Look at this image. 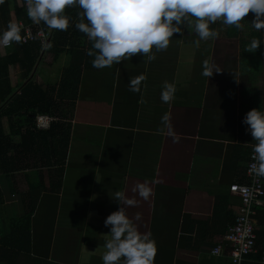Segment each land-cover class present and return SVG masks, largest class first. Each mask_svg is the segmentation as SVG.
<instances>
[{
  "label": "crops",
  "instance_id": "crops-1",
  "mask_svg": "<svg viewBox=\"0 0 264 264\" xmlns=\"http://www.w3.org/2000/svg\"><path fill=\"white\" fill-rule=\"evenodd\" d=\"M11 6L21 7L22 0H11ZM240 24L237 28L217 20L210 24L216 37L199 46L195 31L183 25L167 49H153L151 61L134 54L111 67L83 65L61 174L59 152L51 168L37 153H18L22 159L11 160L13 176L0 174V235L24 213L21 195L36 198L25 264H102L109 231L104 220L119 207L110 193L122 190L135 196L131 189L138 182H146L151 195L148 200L136 196L137 205L126 211L130 217L142 214L138 229L156 242L154 264H230L227 254L214 255L211 248L240 208L241 199L230 186L245 180L255 142L250 132H241L239 119L260 102L264 107V44L257 66L245 50V17ZM204 60L221 71L201 75ZM12 75L18 91L21 82ZM138 75L145 78L140 91L132 92L128 81ZM165 80L176 87L166 104L160 100ZM2 106L0 99V128L10 134L14 146L7 155L13 157L15 146L21 150L26 126L19 130V116L3 115ZM165 113L167 127L161 123ZM50 169L54 179L55 174L62 177L58 190L51 184ZM30 182L36 189L30 190ZM257 227L262 236L256 251L262 249L264 264V210Z\"/></svg>",
  "mask_w": 264,
  "mask_h": 264
},
{
  "label": "clouds",
  "instance_id": "clouds-1",
  "mask_svg": "<svg viewBox=\"0 0 264 264\" xmlns=\"http://www.w3.org/2000/svg\"><path fill=\"white\" fill-rule=\"evenodd\" d=\"M3 3V0H0ZM76 7L75 28L84 33L91 43L86 54L93 57L94 68L111 67L134 54H141L148 61L155 59L153 49H167L174 33H181V26L194 30L199 46L201 40L215 38L217 33L210 28L217 20L224 25L242 27L240 21L250 11L254 14L251 26L257 31L264 29V0H26L27 16L34 24L43 22L49 29L66 30L70 18L65 9ZM23 42L21 26L9 21L0 31V46ZM261 41L253 38L246 46L247 51L256 50ZM208 60L203 61L201 75L211 77L220 72ZM143 75L130 78L132 92H139ZM176 92L173 82H162L160 100L169 103ZM168 114L161 116V123L168 126ZM246 131L255 143L252 146L255 162L254 173L264 175V108H252L243 117ZM169 134L173 135L171 130ZM177 139L173 135V140ZM135 196L122 190L110 193L119 207L104 220L109 231L105 235L102 264H154L156 242L150 233L141 232L137 222L142 214L133 217L127 208L137 205L136 196L148 200L151 187L146 182L133 185Z\"/></svg>",
  "mask_w": 264,
  "mask_h": 264
},
{
  "label": "trees",
  "instance_id": "trees-1",
  "mask_svg": "<svg viewBox=\"0 0 264 264\" xmlns=\"http://www.w3.org/2000/svg\"><path fill=\"white\" fill-rule=\"evenodd\" d=\"M11 7V0H3V3H0V31L6 28L10 20L16 22L22 19L25 22H31L22 6L13 10ZM78 11L79 9L76 7L65 9L66 15L70 18L68 28L63 31L51 29V39L44 48L40 39L28 43L13 42L7 49L0 46V99L3 105L1 113L10 119L13 115L19 116L21 120L19 130L26 126L25 131L21 134L22 142L18 145L21 146V150L15 146L17 153L13 157L7 155L8 150L14 146L10 134L5 135L0 128V174L2 175H12L15 169L11 166V160L22 159L17 154L23 152H25V155L29 152L37 153L44 166H49L50 168L54 164L57 165L56 155L59 152V170L61 174L62 150L64 147L65 153L68 151L72 115L75 108L82 67L87 63L91 64L93 59V57L86 54L87 50L91 47V43L88 41L86 35L78 31L74 26L78 19ZM253 18L254 14L252 12L245 16L247 37L243 41L245 46L253 38L261 41L256 50L247 51L251 52L253 61L259 66L264 43L262 30L257 31L251 26ZM41 23L45 30L49 29L43 22ZM63 54L70 56V62L62 69L58 81L54 80L53 85L42 87L41 84L36 82L38 65L40 63L54 65ZM17 66L24 78V82L17 85L18 91L15 90L11 81V69H15ZM66 100L69 102H66ZM259 107L264 108L263 102H260ZM43 113L59 117L60 119L53 120L49 129L38 130L36 116ZM243 117L241 116L239 119L241 132L247 128V125L242 122ZM39 140H43L45 144L43 145L44 149L38 143ZM32 145L35 147H32ZM49 174L50 177L54 175L51 169ZM58 175L55 174L56 179L52 177L51 182V184L56 186V190L61 187L62 177ZM41 179L42 177L36 183H41ZM36 183H34V186L32 182L29 183L30 190L36 189ZM1 194L2 188L0 185V196ZM21 196H23L25 206L24 213L12 221L11 230L8 233L0 235V264H25L23 261L24 257L31 253L30 225L33 212L36 208V198L34 196L31 197L29 193L26 194L25 192ZM261 210H264V208H258V214ZM235 218L236 216L232 218L231 224ZM256 232L258 243L262 235L260 234V230H258L257 222ZM262 258L263 252L260 249L250 253L247 256L245 264H261Z\"/></svg>",
  "mask_w": 264,
  "mask_h": 264
},
{
  "label": "built area",
  "instance_id": "built-area-1",
  "mask_svg": "<svg viewBox=\"0 0 264 264\" xmlns=\"http://www.w3.org/2000/svg\"><path fill=\"white\" fill-rule=\"evenodd\" d=\"M22 7L26 11V0H22ZM16 22L21 26L22 43H28L37 39H40L43 47H46L49 43L52 30H45L41 22L34 24L32 21L25 22L22 19ZM262 39L264 43V29H262ZM11 45L4 47H10ZM262 67L264 72V60ZM54 119L55 117L49 114L37 115L36 126L41 129L49 128ZM252 146L247 162L245 180L234 182L230 186L231 191L241 199V205L236 218L228 227L223 237L211 248V253L214 255L227 254L230 264H245L247 256L257 250L256 217L258 208H264V175H256L253 171L255 162L252 159Z\"/></svg>",
  "mask_w": 264,
  "mask_h": 264
},
{
  "label": "rangeland",
  "instance_id": "rangeland-1",
  "mask_svg": "<svg viewBox=\"0 0 264 264\" xmlns=\"http://www.w3.org/2000/svg\"><path fill=\"white\" fill-rule=\"evenodd\" d=\"M69 62H70V56L68 54H63L62 58H60V60L54 66L47 64V63H42V65L40 66V72H38L37 73L38 75H36V80L41 82V84H43L45 87L47 85H49V86L53 85L54 79L56 80V82L58 81L62 69ZM51 67H55V69H53ZM18 71H20V70L19 69L18 70H16V69L11 70V75L13 73V75H12L13 79H16V77H17V80L22 83V82H24V78L22 77V74L19 73ZM48 79L50 80V83H49V81H47ZM44 81L46 83H44ZM66 102H69V101L66 100Z\"/></svg>",
  "mask_w": 264,
  "mask_h": 264
}]
</instances>
